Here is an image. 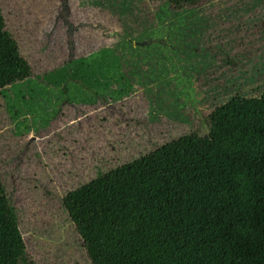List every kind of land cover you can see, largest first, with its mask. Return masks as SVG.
Instances as JSON below:
<instances>
[{"label":"rangeland","instance_id":"obj_1","mask_svg":"<svg viewBox=\"0 0 264 264\" xmlns=\"http://www.w3.org/2000/svg\"><path fill=\"white\" fill-rule=\"evenodd\" d=\"M88 52L84 82L43 81ZM263 92L264 0H0V180L26 264H89L66 193Z\"/></svg>","mask_w":264,"mask_h":264},{"label":"trees","instance_id":"obj_2","mask_svg":"<svg viewBox=\"0 0 264 264\" xmlns=\"http://www.w3.org/2000/svg\"><path fill=\"white\" fill-rule=\"evenodd\" d=\"M164 1L181 11L204 0ZM92 54L43 81L84 82L95 64H69ZM206 119L207 135L188 133L64 195L89 264H264V92ZM15 212L0 180V264H26Z\"/></svg>","mask_w":264,"mask_h":264}]
</instances>
